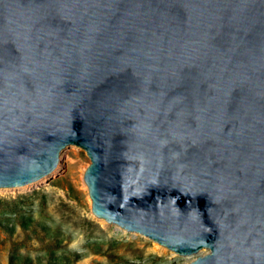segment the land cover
<instances>
[{
  "label": "water",
  "instance_id": "95a60500",
  "mask_svg": "<svg viewBox=\"0 0 264 264\" xmlns=\"http://www.w3.org/2000/svg\"><path fill=\"white\" fill-rule=\"evenodd\" d=\"M71 145L97 218L264 264V0H0V189Z\"/></svg>",
  "mask_w": 264,
  "mask_h": 264
},
{
  "label": "rangeland",
  "instance_id": "374dc122",
  "mask_svg": "<svg viewBox=\"0 0 264 264\" xmlns=\"http://www.w3.org/2000/svg\"><path fill=\"white\" fill-rule=\"evenodd\" d=\"M80 146L67 147L51 177L28 189L0 190V264H188L149 237L93 214Z\"/></svg>",
  "mask_w": 264,
  "mask_h": 264
},
{
  "label": "bare ground",
  "instance_id": "6f19581e",
  "mask_svg": "<svg viewBox=\"0 0 264 264\" xmlns=\"http://www.w3.org/2000/svg\"><path fill=\"white\" fill-rule=\"evenodd\" d=\"M44 180H46V179H44ZM44 180H42V181H40V182H38V183H33V184L28 185V186H25V187H18V188H15V189H28V188H30V187H33V186L37 185V184H40L41 182H44ZM10 189H11V188L0 189V190H10Z\"/></svg>",
  "mask_w": 264,
  "mask_h": 264
}]
</instances>
